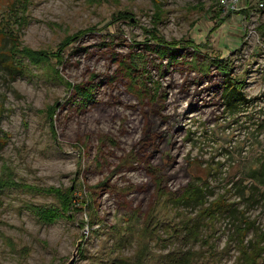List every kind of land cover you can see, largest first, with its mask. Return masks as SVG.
<instances>
[{"label":"rangeland","instance_id":"obj_1","mask_svg":"<svg viewBox=\"0 0 264 264\" xmlns=\"http://www.w3.org/2000/svg\"><path fill=\"white\" fill-rule=\"evenodd\" d=\"M10 50L23 67L0 61V169L73 188L75 207L47 224L26 204L51 196L1 195L0 233L31 249L23 258L0 235V264H63L79 240L73 264H127L142 243L162 254L210 236L225 252L199 262L237 264L241 217L249 246L264 228V0H0ZM208 57L227 59L229 74ZM228 78L245 98L234 108L220 93ZM73 85L90 86L87 103ZM190 183L204 207H231L179 239L181 218L204 213L180 204Z\"/></svg>","mask_w":264,"mask_h":264},{"label":"trees","instance_id":"obj_2","mask_svg":"<svg viewBox=\"0 0 264 264\" xmlns=\"http://www.w3.org/2000/svg\"><path fill=\"white\" fill-rule=\"evenodd\" d=\"M15 3V1H14ZM13 3V4H14ZM1 29L4 35L8 33V31L13 27L12 22L8 20L6 16H4ZM158 41L166 42L168 44H175V41H164L162 38H157ZM160 51V49L158 50ZM13 50H10L9 55L5 51H0V61L5 65V67L9 70V73L12 71H17V69H22L21 66L22 61L19 58H14L12 56ZM139 55H136L138 58ZM140 58V57H139ZM141 61V58L139 59ZM210 64H213L215 68H217L218 72H222L225 74H229V70L231 65L227 59L213 57L207 58L206 62H203L204 67H208ZM137 66V65H135ZM134 66V68H135ZM133 68V67H132ZM133 68V69H134ZM129 71V70H127ZM56 77L60 78L56 71L53 72ZM61 80V78H60ZM228 82V83H227ZM227 82H223V87H227L230 85L231 88L223 89L220 92L226 98L227 104H232V108L234 105L238 103H243L244 97L241 95L239 90V85L241 81L229 80ZM68 87H71L72 84L65 82ZM234 86V87H232ZM90 87V86H89ZM89 87H81L79 85H73V89L79 95L82 104H85L91 98V89ZM52 122L50 123L51 131L54 133L52 128ZM1 142V138H0ZM7 192H14L16 194H28L30 196H51L52 200L50 202H42L37 204H26V208L31 210L37 219L42 223H52L57 219H68L69 213L74 206V190L70 187H60V186H38L28 184L23 181H19L18 177L14 173L13 170L5 163H2L0 169V204H1V195H4ZM180 200V204L183 202H187L190 200H197L200 204V209L204 213H197L196 216L188 217L183 216L179 222V230H178V238L187 239L189 237H197L198 230L197 225L199 226H213L212 221H214L216 214L212 213V210L216 209L220 210L221 208L226 210L229 209L230 203H225L220 200V198H216V202L211 204L209 207H204V201L201 199L202 192L201 188L198 185L193 183L187 184L182 193L177 195ZM217 210V211H218ZM216 211V212H217ZM215 212V213H216ZM88 217V225L91 226L93 222V218H95V213L93 210H90L87 213ZM156 225L157 222H153ZM252 225L251 221H248L247 218L241 217V224L237 226L236 230H234V239H236L238 243V254L236 256L237 264H264V228L255 232L253 238L247 242H253L251 246H249L245 241L243 242L244 232L249 229ZM183 231V232H182ZM154 236L155 232L151 231ZM2 241L5 245L8 246L10 250L18 252L23 258L27 257L30 252V246H20L17 247L16 243L5 234L0 233ZM143 237V236H142ZM210 237H203L199 242L203 244H207L205 247H200L198 249H172L168 250L162 254H154L147 253L146 250L142 249L145 245L144 243L140 244L139 249L135 250V252L124 262L127 264H201L199 261L202 259H217L224 254L225 248L221 250L215 249V246L212 245L211 241H208ZM197 239V238H195ZM37 240L45 247H47V242L44 239L37 238ZM250 244V243H249ZM227 250V249H226Z\"/></svg>","mask_w":264,"mask_h":264},{"label":"water","instance_id":"obj_3","mask_svg":"<svg viewBox=\"0 0 264 264\" xmlns=\"http://www.w3.org/2000/svg\"><path fill=\"white\" fill-rule=\"evenodd\" d=\"M79 246H80V240L77 241L76 246H75V249H74V251H73V253H72L71 258H70L68 261H66L65 263H63V264H73V262H74V260H75V257H76V255H77V253H78V248H79Z\"/></svg>","mask_w":264,"mask_h":264},{"label":"built area","instance_id":"obj_4","mask_svg":"<svg viewBox=\"0 0 264 264\" xmlns=\"http://www.w3.org/2000/svg\"><path fill=\"white\" fill-rule=\"evenodd\" d=\"M233 1H235V0H233Z\"/></svg>","mask_w":264,"mask_h":264}]
</instances>
